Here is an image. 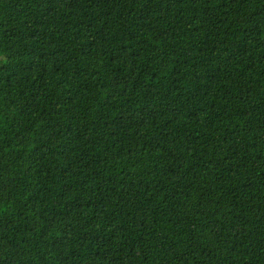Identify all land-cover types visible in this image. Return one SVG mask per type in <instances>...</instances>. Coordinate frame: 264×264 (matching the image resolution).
Returning <instances> with one entry per match:
<instances>
[{"label":"trees","instance_id":"16d2710c","mask_svg":"<svg viewBox=\"0 0 264 264\" xmlns=\"http://www.w3.org/2000/svg\"><path fill=\"white\" fill-rule=\"evenodd\" d=\"M0 264H264V0H0Z\"/></svg>","mask_w":264,"mask_h":264}]
</instances>
